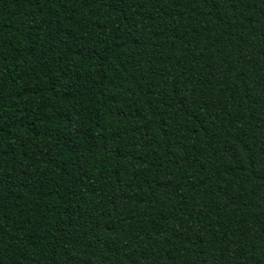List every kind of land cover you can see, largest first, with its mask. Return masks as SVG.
I'll use <instances>...</instances> for the list:
<instances>
[{
	"label": "trees",
	"instance_id": "1",
	"mask_svg": "<svg viewBox=\"0 0 264 264\" xmlns=\"http://www.w3.org/2000/svg\"><path fill=\"white\" fill-rule=\"evenodd\" d=\"M0 264H264V0H0Z\"/></svg>",
	"mask_w": 264,
	"mask_h": 264
}]
</instances>
